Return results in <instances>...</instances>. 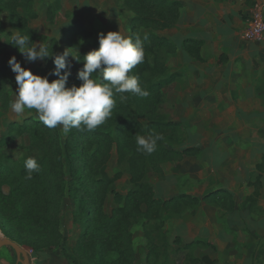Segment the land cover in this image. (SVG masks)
<instances>
[{
  "label": "rangeland",
  "instance_id": "obj_1",
  "mask_svg": "<svg viewBox=\"0 0 264 264\" xmlns=\"http://www.w3.org/2000/svg\"><path fill=\"white\" fill-rule=\"evenodd\" d=\"M130 6L125 3V0H0V164H7L13 168L9 178H14L15 183L21 178L20 174L27 158L33 157L39 160L42 155L47 153L40 148L33 137V122L40 121L35 110H27L22 118H17L9 107V102L15 99L17 84L15 74L8 61L11 56L15 55L21 66L30 69L33 73H37L39 68L50 72L54 68V64L51 58L47 62L40 60L28 62L16 47L2 39L7 40L11 33L19 32L23 35H30L33 43L41 42L48 48L52 46L53 50H50V53L62 54L67 49L73 54L80 55V59H82L89 51L99 47L98 35L101 32L107 34L109 31L120 30L121 34L126 37L139 36L142 44L149 35L160 36L159 21L149 22L151 23L149 27L137 24L135 28H131L136 15L133 5ZM19 16L23 20H19ZM154 20H159V16H154ZM161 55H165V52ZM152 57L159 58V51ZM69 59L72 63L71 72L78 73L81 60L77 61L72 57ZM169 72L167 73L169 81L161 90L163 100L156 108L159 118L165 122L173 123L159 132L164 139L158 143L169 152L163 159L155 158L138 164L140 171L135 176L144 175V179L152 186L153 196L160 201H165L170 198H163L159 191L160 183L156 184L174 173L179 181V189H190L188 190L190 196L188 195V198L176 204L172 202L169 206L159 209L158 212L151 208L146 216L136 212L134 218L130 217L127 220L125 230L129 232L132 256L128 255L124 264H158L165 256L175 262L178 260L179 264L182 261L183 264V260L186 263L190 257L202 256L204 252H210L213 258H217V262L223 259V256L217 254L219 249L214 245L218 242L216 238L201 239L197 237L192 239L184 237L177 239L173 231V224L167 225L164 221L167 216L176 217L174 219L179 220V217L184 215L193 230L196 231L199 226H205L212 230L223 227L224 207L233 209L232 203V207L228 208L230 201L225 203L226 198L221 195L224 193L213 190V187L221 179H217L213 173H209L205 164L203 165V162L195 159L196 152L186 154L180 152V147L188 135H191L193 131L195 133L197 129L207 130L208 128L183 127L180 122L170 119L164 112L165 107L162 105L166 96L163 90L171 82L172 75ZM143 122L145 123V121ZM12 123H24L26 128L10 126ZM55 129L62 141L66 134L59 126ZM148 135V133H144L142 136L147 137ZM61 143L63 144V142ZM68 172L66 167L64 183H62L64 185L63 195H60L58 200L57 217H52L56 218V224L50 223L47 228H44L42 225H34L32 222L22 220L12 221L9 225L0 215V239L7 237L18 241V244L29 255L30 264H50L62 258L68 264H74L73 255H78L77 242L80 232L88 231L97 220L90 213L88 224H86L88 226L85 227L83 215L78 212L80 200L77 198L81 197V193L76 192V188L79 180L74 183L75 197L68 196L67 180L70 177ZM132 173L126 160L119 159L115 145H113L99 169L100 177L106 181L111 180L105 194L99 197V201L102 198L103 213L110 215L114 209L123 204L122 199L114 198L111 190L127 195L131 190L137 188L131 179ZM83 189L85 191L82 206L86 204L91 188L86 185ZM1 191L4 195H9L12 192V185L2 184ZM180 194H182L181 191L175 196H180ZM213 194L215 196L212 197ZM191 196H195V199L191 200ZM145 207V204L141 203L138 210L146 212ZM43 222L44 219L40 224ZM169 233L171 235H167ZM125 244H128L126 238ZM235 247L239 250L238 241L235 242ZM10 248H0V264H7L9 261L5 255L12 257L8 264H21L16 257L14 259V249ZM101 251L100 254L106 263L112 262L116 257L114 251ZM2 261L6 262L1 263ZM198 261L200 260L198 259ZM168 264H170L169 261Z\"/></svg>",
  "mask_w": 264,
  "mask_h": 264
},
{
  "label": "crops",
  "instance_id": "obj_2",
  "mask_svg": "<svg viewBox=\"0 0 264 264\" xmlns=\"http://www.w3.org/2000/svg\"><path fill=\"white\" fill-rule=\"evenodd\" d=\"M160 1L159 35L172 75L162 107L183 127L208 128L188 135L180 152H196L195 159L221 179L213 190L224 193L228 208L233 204L224 207L223 227L212 230H193L184 215L164 221L173 224L177 239L218 240L222 261L204 252L194 256L202 260L197 264H264V39L243 37L254 0ZM172 10L176 16L168 24ZM158 183L163 198L179 191L190 196L174 173Z\"/></svg>",
  "mask_w": 264,
  "mask_h": 264
},
{
  "label": "trees",
  "instance_id": "obj_3",
  "mask_svg": "<svg viewBox=\"0 0 264 264\" xmlns=\"http://www.w3.org/2000/svg\"><path fill=\"white\" fill-rule=\"evenodd\" d=\"M129 6L132 4L136 17L131 28L137 24L149 27V22H158L159 29L161 19V1L160 0H125ZM131 7V6H130ZM170 10V9H169ZM172 13V14H171ZM167 15L168 24L175 18L173 10ZM154 16H159V20H154ZM23 20L22 17H18ZM55 41V40H53ZM165 38L161 36H147L143 41L144 60L131 70L130 75L139 78L141 86L148 91L147 97L141 98L132 93H125L127 99L121 101L119 95H115L116 105L113 109L111 118L104 124L98 126L92 131H80L73 128L66 134L61 141L56 129L45 127L40 121L33 122L34 139L40 148L47 154L37 160L40 170L32 174L31 179L26 178V169L21 171L20 180L15 183L14 178H9L13 168L7 164H0V215L9 225L12 221L32 222L34 225H42L47 228L50 223L56 224L58 200L63 195L65 169L69 170V179L67 180L68 196L75 197L74 183L78 187L76 192L81 193L78 212L83 215L85 227L88 225L89 215H94L95 223L88 231L83 230L79 234L77 242L78 255H73L74 264H124L127 256L131 254L129 244V232L125 230L127 220L134 218L137 214L148 215L151 208L155 212L169 206L184 201L189 196L180 194L169 200L160 201L153 196L152 186L144 178L145 176L135 174L140 171L138 164L147 160L163 159L169 152L157 142L156 150L152 154H145L137 151L136 136L144 133L162 132L164 128L172 125V122H165L156 114V108L163 100L162 87L169 81L167 73L169 69L166 65L163 43ZM53 50L52 46L48 48ZM159 51L160 57L155 56ZM83 59V58H82ZM83 67L81 60L79 69ZM44 69L39 68V75H48ZM49 80L57 79L55 75H49ZM94 79H98L97 74H93ZM82 83L77 79V72L72 73L68 78L67 87L73 84L79 86ZM145 121V123L143 121ZM10 126L17 128H26V124L12 123ZM63 142V144L61 143ZM115 145L116 153L119 159H125L131 170V179L135 182L137 188L131 190L127 195L111 192L117 200H123L121 207L114 209L110 215L102 212L101 200L99 197L105 194L108 184L111 180H104L100 177L99 169L105 162V158L111 148ZM4 183L12 185V192L4 195L1 186ZM86 185H89L90 194L86 199V204L82 206V198ZM195 199V196H191ZM141 203L145 204V211L138 210ZM173 204V205H174ZM86 207V208H85ZM125 212V213H124ZM43 216V217H42ZM44 219V222L42 220ZM14 238V237H13ZM125 238L128 244H125ZM18 243V241H15ZM10 248L9 246H7ZM11 249V248H10ZM101 250H110L116 253L115 259L106 263L101 256ZM13 251V250H12ZM16 255L14 252V259ZM206 259V258H205ZM175 264L168 259L163 258L158 264ZM198 258L190 257L185 264H197Z\"/></svg>",
  "mask_w": 264,
  "mask_h": 264
},
{
  "label": "clouds",
  "instance_id": "obj_4",
  "mask_svg": "<svg viewBox=\"0 0 264 264\" xmlns=\"http://www.w3.org/2000/svg\"><path fill=\"white\" fill-rule=\"evenodd\" d=\"M2 40L16 47L28 62H47L51 58L54 64L50 73L42 76L22 67L15 55L9 58L8 63L17 84L15 99L9 102V107L17 118H22L27 110H35L45 127L54 129L59 126L64 134L73 128L92 131L111 118L116 105L115 95L118 94L121 101L127 99L125 93L141 98L149 95L139 78L129 74L144 60L139 36L126 37L120 30L107 34L101 32L98 35L99 47L89 51L83 59L67 49L62 54L50 53L47 45L33 43L30 35L19 32L11 33L7 40ZM69 57L83 61V67L77 73V79L82 81L79 86H66L72 68ZM94 73L98 79L93 78ZM49 75L58 78L50 81ZM163 139L161 133L155 132H150L147 137L137 135V151L152 154L157 142ZM24 168L27 179L40 170L33 157L24 161Z\"/></svg>",
  "mask_w": 264,
  "mask_h": 264
},
{
  "label": "built area",
  "instance_id": "obj_5",
  "mask_svg": "<svg viewBox=\"0 0 264 264\" xmlns=\"http://www.w3.org/2000/svg\"><path fill=\"white\" fill-rule=\"evenodd\" d=\"M243 37L247 40L264 39V0H254Z\"/></svg>",
  "mask_w": 264,
  "mask_h": 264
},
{
  "label": "water",
  "instance_id": "obj_6",
  "mask_svg": "<svg viewBox=\"0 0 264 264\" xmlns=\"http://www.w3.org/2000/svg\"><path fill=\"white\" fill-rule=\"evenodd\" d=\"M4 246H9L14 249L17 259L21 264H30V257L27 252L14 240L10 238L0 239V248Z\"/></svg>",
  "mask_w": 264,
  "mask_h": 264
}]
</instances>
